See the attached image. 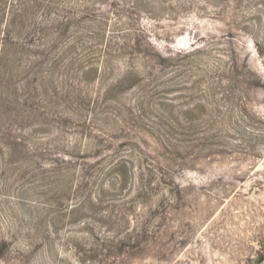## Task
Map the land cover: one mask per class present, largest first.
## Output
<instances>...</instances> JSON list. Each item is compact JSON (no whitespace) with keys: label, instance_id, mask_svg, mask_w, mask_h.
Wrapping results in <instances>:
<instances>
[{"label":"rangeland","instance_id":"374dc122","mask_svg":"<svg viewBox=\"0 0 264 264\" xmlns=\"http://www.w3.org/2000/svg\"><path fill=\"white\" fill-rule=\"evenodd\" d=\"M0 264H264V0H0Z\"/></svg>","mask_w":264,"mask_h":264}]
</instances>
